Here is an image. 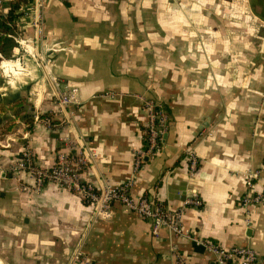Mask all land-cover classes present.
Here are the masks:
<instances>
[{
	"label": "crops",
	"instance_id": "1",
	"mask_svg": "<svg viewBox=\"0 0 264 264\" xmlns=\"http://www.w3.org/2000/svg\"><path fill=\"white\" fill-rule=\"evenodd\" d=\"M14 29L32 32L19 19ZM43 44L59 46L50 50L52 72L78 86L80 103L68 115L59 110L44 74L31 103L18 84L22 102L1 106L9 111L0 122V264H67L80 238L92 264H174L172 246L186 264H213L194 238L249 243L264 264V199L248 209L240 202L249 169L258 170L254 190L264 192V0H46ZM20 64L1 66L16 72ZM148 95L163 103L169 126L164 145L141 163L132 192L183 205L192 238L165 226L155 235L147 219L118 201L110 217L91 221L90 205L53 181L39 192L18 188L33 182L28 171L10 169L26 145L43 167L61 148L87 147L82 177L97 184L127 179L144 143ZM18 119L25 125L11 141ZM189 147L199 158L192 174ZM190 197L200 203L185 204Z\"/></svg>",
	"mask_w": 264,
	"mask_h": 264
},
{
	"label": "built area",
	"instance_id": "2",
	"mask_svg": "<svg viewBox=\"0 0 264 264\" xmlns=\"http://www.w3.org/2000/svg\"><path fill=\"white\" fill-rule=\"evenodd\" d=\"M45 2L46 0H25L17 9V16L13 24L16 25L18 19L26 21L30 24L32 32L29 35L8 32L7 35L12 37L35 60L40 59L39 63L41 67L43 66L45 76L51 84L55 104L59 110L68 115L69 107L80 103L78 86L65 83L62 78L52 72L53 56L50 54V50L58 51L60 48L58 45L43 44ZM2 4L3 0H0V11L5 14L6 8L4 7L5 9L2 10ZM37 45L40 46L39 49L36 48ZM104 94L113 96L115 93L111 91ZM143 104L146 113L142 126L144 143L134 151L133 171L127 179L118 183L106 179L97 184L82 177V168L91 157V152L87 147L73 146L74 153L61 148L57 151L53 163L48 167H43L33 162L31 149L29 145H26L22 150V155L10 164V169L28 171L33 177V182H21L18 188L24 192H39L45 181H53L75 191L82 200L90 205L91 221L110 217L112 204L114 201H118L126 208L136 211L140 217L147 219L153 234H158L160 227L165 226L172 235L192 238L191 232L182 223L183 205L173 208L146 192L139 194L132 192L135 175L141 163L145 156L156 154L164 145L169 126V114L158 98L152 95L145 96ZM34 117L36 120H42L47 126L51 124L48 116L41 117L36 113ZM185 154L188 161V172L192 174L198 167L199 158L194 148L191 147L186 149ZM257 173L256 169H249L244 173L246 189L240 202L245 209H248L253 203L263 202L264 192L254 190L253 179ZM184 203L198 205L200 200L197 197H190L186 198ZM194 239L210 252L213 264H257L260 259L255 248L249 243L226 246L206 238ZM172 249L174 264H186L182 253L175 246H172ZM67 264H92L88 253L83 248V239L80 238Z\"/></svg>",
	"mask_w": 264,
	"mask_h": 264
},
{
	"label": "rangeland",
	"instance_id": "3",
	"mask_svg": "<svg viewBox=\"0 0 264 264\" xmlns=\"http://www.w3.org/2000/svg\"><path fill=\"white\" fill-rule=\"evenodd\" d=\"M10 32L17 33L15 29H13ZM17 46L19 48L18 53H14V54L11 53L9 57H4V56L1 57V59L8 58L11 60H16L18 58V60H20L21 62L20 64L21 68H16V72H11L8 70H4V68L0 65V94L4 100L5 99L7 100L11 98L13 95H15L16 91L18 92L17 87L18 84H20L22 85L23 92L22 91L20 92H22L23 99L27 101V103H31L32 95H35V93L38 90H40L41 86L44 85L46 79V77L44 76L45 71L43 70V66L41 67V64L39 63L40 61L39 58L35 60L30 54L25 52L23 48H21L19 45ZM33 73H37V75L33 76L32 75ZM25 85H27V88L25 87ZM1 106L2 104H0V122H1V118L7 117V113L9 111L8 108L3 109ZM14 124H15V128H14L15 136L13 138H9V140L11 141L15 140L16 136L22 131V130L19 131L17 129L18 126L21 125L22 127H24L25 125L23 121H21V119H18L17 123ZM5 132L6 131H4L3 128L0 127V136L3 137Z\"/></svg>",
	"mask_w": 264,
	"mask_h": 264
},
{
	"label": "trees",
	"instance_id": "4",
	"mask_svg": "<svg viewBox=\"0 0 264 264\" xmlns=\"http://www.w3.org/2000/svg\"><path fill=\"white\" fill-rule=\"evenodd\" d=\"M25 0H9L6 7V12L0 11V60L1 57H9L12 53L13 49L18 47L17 42L14 39L7 35L8 32L14 29V19L17 16V9L21 6V4ZM12 60L8 58H3L1 63H10ZM22 100L17 97V95H13L9 99H3L0 94V104H7L9 107H14L20 104Z\"/></svg>",
	"mask_w": 264,
	"mask_h": 264
},
{
	"label": "water",
	"instance_id": "5",
	"mask_svg": "<svg viewBox=\"0 0 264 264\" xmlns=\"http://www.w3.org/2000/svg\"><path fill=\"white\" fill-rule=\"evenodd\" d=\"M23 106H24L25 108H27V109H31V108H32V106H30V105H28V104L23 105ZM180 198H181V199H184V198H185V195H181Z\"/></svg>",
	"mask_w": 264,
	"mask_h": 264
}]
</instances>
